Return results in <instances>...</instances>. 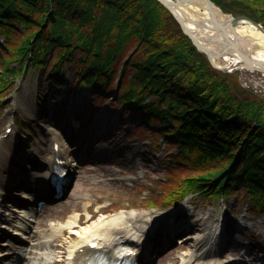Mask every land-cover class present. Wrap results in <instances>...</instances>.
<instances>
[{
    "label": "trees",
    "instance_id": "16d2710c",
    "mask_svg": "<svg viewBox=\"0 0 264 264\" xmlns=\"http://www.w3.org/2000/svg\"><path fill=\"white\" fill-rule=\"evenodd\" d=\"M211 1L264 26V0ZM37 68L54 85L72 72L122 115L136 114L137 130L176 146L168 158L186 175L166 185L159 207L238 187L264 215V101L212 68L158 1L0 0V91Z\"/></svg>",
    "mask_w": 264,
    "mask_h": 264
},
{
    "label": "rangeland",
    "instance_id": "374dc122",
    "mask_svg": "<svg viewBox=\"0 0 264 264\" xmlns=\"http://www.w3.org/2000/svg\"><path fill=\"white\" fill-rule=\"evenodd\" d=\"M207 60L216 70L234 73L237 83L264 101V75ZM16 66L10 62V68ZM11 78L0 91V139L9 141L1 165L5 193L0 194V243L11 237L24 244L33 239L30 249L48 241L53 248L38 253L47 255L49 264H67L72 237H82L95 225L123 214L125 222L116 228L124 232L115 237L136 239L140 230L146 232L153 241L149 264H213V260L264 264V215L249 210L238 187L224 198L194 193L177 206L161 208L157 202L166 185L186 175L178 162L168 158L175 156L176 146L165 147L161 137L154 139L149 130L132 129L138 123L136 114L118 118L120 108L110 97L101 98L77 85L70 71L61 85H54L39 68ZM37 91L42 95L39 102ZM11 119L12 133L7 134ZM48 127L74 150L76 167L62 196H49L41 214L26 218L23 231L16 230L22 203L9 193L36 192L29 181L34 172L44 170L38 153L50 147ZM104 144L106 152L98 153ZM7 249L0 247L3 252ZM38 256L34 259L27 251L22 259L4 258L0 264H39Z\"/></svg>",
    "mask_w": 264,
    "mask_h": 264
},
{
    "label": "bare ground",
    "instance_id": "6f19581e",
    "mask_svg": "<svg viewBox=\"0 0 264 264\" xmlns=\"http://www.w3.org/2000/svg\"><path fill=\"white\" fill-rule=\"evenodd\" d=\"M209 1L211 2V0ZM163 2L181 20L185 30L195 38L199 48L210 56L213 65L221 66L231 64V66H238L245 70L264 75V30L246 19L235 21L232 16L223 14L212 2L208 3L204 0L192 2L163 0ZM47 135L50 139V147L46 150L40 149L41 151L38 153L42 160L44 170L41 173L34 172V176L30 182L38 190V194H33V198L35 199L43 194H47V182L49 181L51 170L57 164L58 160L65 161L67 173L71 174V171L76 167L73 164L74 150L67 146L50 127L47 128ZM7 142L9 141L0 139V194L5 193V185L3 184L1 176V165L6 156L5 144ZM105 150L106 145L104 144L101 151ZM9 195L22 198L24 206L33 205L31 200L23 201V199L29 196L25 192L16 191L9 193ZM33 216V211H24L23 215L18 219L19 227L16 230L23 231L22 229L25 228L27 221L26 218ZM124 222L123 214H119L118 216L111 217L102 224L95 225L93 229L85 232L82 237H72L70 248L67 250L69 254L67 264H82L83 255L94 252L90 251L87 247V243L92 241L98 242V247H101V251L107 254V256H111L112 254L110 248L118 256H126L125 253L128 252L127 248L129 247L123 248V245L138 248L141 250L142 257L149 264L150 254L153 251V241L151 242L146 232L140 230L141 233L136 239L128 238L125 235L119 239L115 237V235L124 232L122 229L116 228L117 225L123 224ZM216 229L220 230L221 225ZM222 236H220L221 239L223 238ZM30 242L27 244L19 241L17 243L13 241L1 243L0 246L11 245L12 248H9L8 252L0 253V257H5V261H8L15 256L22 257L28 251L30 255H34V259L40 255L37 258L39 264H49V257L43 253H38V250L51 249L53 245L48 243V241H39L28 249ZM79 248L82 250H78ZM213 262V264L216 262V264H226L223 261L213 260Z\"/></svg>",
    "mask_w": 264,
    "mask_h": 264
},
{
    "label": "water",
    "instance_id": "95a60500",
    "mask_svg": "<svg viewBox=\"0 0 264 264\" xmlns=\"http://www.w3.org/2000/svg\"><path fill=\"white\" fill-rule=\"evenodd\" d=\"M171 15H172V17L174 18V20L178 23V25H179V27H180V29H181V31L183 32V34L184 35H186L190 40H191V42L193 43V45L200 51V52H202V53H204L206 56H207V58L209 59V61L212 63V61H211V58H210V56L207 54V53H205L204 51H202V49L201 48H199V45H198V43L196 42V40H195V38H193L189 33H188V31L187 30H185V28H184V26H183V24H182V22H181V20L172 12V10L169 8V6L167 5V4H165L164 2H163V0H157ZM176 2H178V1H180V2H184V1H187V2H192V1H197V0H175ZM204 1H207L208 3H211L209 0H204ZM171 2V1H170ZM233 19H235V21H238V20H241V19H246V20H248V21H250V22H252L253 24H255L256 26H258L259 28H261V26L258 24V23H256V22H254L253 20H251V19H249V18H247V17H244V16H234L233 17ZM262 29V28H261ZM262 30H264V29H262Z\"/></svg>",
    "mask_w": 264,
    "mask_h": 264
}]
</instances>
